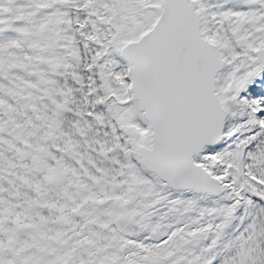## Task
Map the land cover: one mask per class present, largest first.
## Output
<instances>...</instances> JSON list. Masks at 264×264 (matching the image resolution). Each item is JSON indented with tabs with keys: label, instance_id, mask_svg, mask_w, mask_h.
Listing matches in <instances>:
<instances>
[{
	"label": "snow or ice",
	"instance_id": "snow-or-ice-1",
	"mask_svg": "<svg viewBox=\"0 0 264 264\" xmlns=\"http://www.w3.org/2000/svg\"><path fill=\"white\" fill-rule=\"evenodd\" d=\"M0 264H264V0H0Z\"/></svg>",
	"mask_w": 264,
	"mask_h": 264
}]
</instances>
